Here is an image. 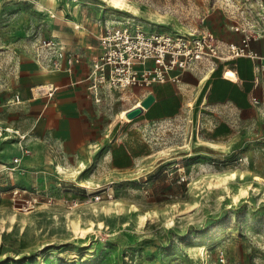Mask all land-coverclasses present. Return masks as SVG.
Wrapping results in <instances>:
<instances>
[{"label":"rangeland","instance_id":"1","mask_svg":"<svg viewBox=\"0 0 264 264\" xmlns=\"http://www.w3.org/2000/svg\"><path fill=\"white\" fill-rule=\"evenodd\" d=\"M219 17L224 21L216 0H0V126L13 129L0 137L2 259L264 264L263 121L248 134L233 125L230 111L186 109L147 123L139 135L150 155L126 173L104 165L99 172L96 165L62 167L38 129L27 135L43 94L21 81V67L33 59L30 47L39 37L74 41L85 56L108 25L182 32ZM106 93L101 98L109 110L133 102L127 89ZM219 122L231 126L217 140L211 133ZM231 172L236 177L224 180Z\"/></svg>","mask_w":264,"mask_h":264},{"label":"crops","instance_id":"2","mask_svg":"<svg viewBox=\"0 0 264 264\" xmlns=\"http://www.w3.org/2000/svg\"><path fill=\"white\" fill-rule=\"evenodd\" d=\"M211 25L208 28L221 33L223 38L236 40V34L228 30L226 19L223 21L219 17ZM102 30L94 44L88 46L85 56L79 55L74 41L63 43L60 40L65 52L78 58L70 71H49L38 66L33 59L21 67V81L28 85L29 90L34 91L37 85L54 87L51 96L44 94L38 98L41 102L38 108L35 107L37 113L27 135L31 130L38 129L39 141L49 145L59 161L58 165L86 169L96 165L98 172L104 165L109 170L129 172L139 160L150 155L148 144L140 139L142 127L150 122L175 118L186 109H193L196 113L230 111L233 125L250 129L248 134L256 133L257 123L264 122V69L259 71V84L253 85L254 66L264 58V38L250 44L257 59L238 57L231 61L230 67L236 72L233 80L223 77L221 66L208 78L173 71V75L178 74L177 78L128 88L133 102L122 103L119 110H109L103 104V98L95 102L88 97L86 80L90 59L99 51L98 38ZM106 92L103 90L102 94ZM148 94L153 96L151 104L143 108L138 116L125 120L123 112ZM26 95L32 100L36 98L30 96V91ZM253 96L260 100V104L251 102ZM230 126L226 122L216 123L211 134L214 139H224L230 133ZM0 264H26V260L19 263L18 259L0 257ZM94 264L110 263L102 261Z\"/></svg>","mask_w":264,"mask_h":264},{"label":"built area","instance_id":"3","mask_svg":"<svg viewBox=\"0 0 264 264\" xmlns=\"http://www.w3.org/2000/svg\"><path fill=\"white\" fill-rule=\"evenodd\" d=\"M216 3L218 11L228 22V30L236 34L235 41L223 38L221 33L203 24L182 32L165 33L145 30L141 26H105L98 38L99 51L90 59L86 76L88 97L100 102L103 90L122 91L177 78L178 74L173 75V71L190 72L197 77L208 78L221 66L223 77L235 79L236 72L230 67L231 61L238 57L258 58L250 44L264 38V2L216 0ZM30 54L38 66L49 71H70L78 59L76 55L66 53L61 42L52 37L35 40L30 47ZM261 69H264V58L254 66V86L259 84ZM47 86L37 85L34 89L49 97L54 89ZM251 102L260 104V100L254 96ZM139 105L140 101L131 108ZM123 118L128 120L125 114ZM3 132L0 127V137ZM14 161H18V158L14 157ZM36 201V197L29 199L26 202L27 209L33 207ZM222 255L223 252L220 253L223 262Z\"/></svg>","mask_w":264,"mask_h":264},{"label":"bare ground","instance_id":"4","mask_svg":"<svg viewBox=\"0 0 264 264\" xmlns=\"http://www.w3.org/2000/svg\"><path fill=\"white\" fill-rule=\"evenodd\" d=\"M110 1H111L112 3H114L115 5H125V0H110ZM129 20H130V19H129ZM75 26H76V25H75ZM47 87L50 88V89H54V87H53L52 85H49V84H48ZM124 114H125V111L123 112V115H124ZM1 128L3 129L4 132H11V131L13 130V129H11L10 127H8V128H3V127H1ZM235 177H236V173H235V172H231L230 174L225 175V176L223 177V179H224V180H225V179H234ZM255 180L260 181V180H262V178L259 177V176H255ZM80 185H83V186L89 187V185H87V184H85V183H83V182H81ZM146 218H147L146 215H141V222L145 221ZM73 228H74L75 233H79V234H81L80 237L84 236V234H85V230H83L82 228H80V227H78V226H76V225H74ZM201 249H202V247H201Z\"/></svg>","mask_w":264,"mask_h":264},{"label":"water","instance_id":"5","mask_svg":"<svg viewBox=\"0 0 264 264\" xmlns=\"http://www.w3.org/2000/svg\"><path fill=\"white\" fill-rule=\"evenodd\" d=\"M152 100H153V96L151 94H148L140 101L139 106L129 109L125 113V116L128 119H133L134 117L138 116L142 112L143 108H147L151 104Z\"/></svg>","mask_w":264,"mask_h":264}]
</instances>
